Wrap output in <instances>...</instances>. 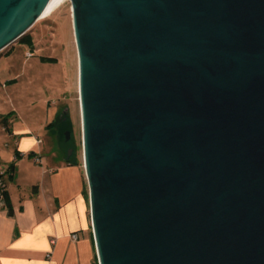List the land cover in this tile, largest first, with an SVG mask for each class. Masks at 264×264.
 Segmentation results:
<instances>
[{"label": "water", "instance_id": "obj_1", "mask_svg": "<svg viewBox=\"0 0 264 264\" xmlns=\"http://www.w3.org/2000/svg\"><path fill=\"white\" fill-rule=\"evenodd\" d=\"M68 1L98 264H264V0Z\"/></svg>", "mask_w": 264, "mask_h": 264}, {"label": "rangeland", "instance_id": "obj_2", "mask_svg": "<svg viewBox=\"0 0 264 264\" xmlns=\"http://www.w3.org/2000/svg\"><path fill=\"white\" fill-rule=\"evenodd\" d=\"M26 35L27 40L0 52V175L16 197L36 184L49 189V173L66 158L68 147L82 169L77 55L69 1L49 18L37 21ZM61 115L63 126H69V144L55 134ZM23 139H31L33 147L25 151ZM10 164L15 170L12 181L6 173Z\"/></svg>", "mask_w": 264, "mask_h": 264}, {"label": "crops", "instance_id": "obj_3", "mask_svg": "<svg viewBox=\"0 0 264 264\" xmlns=\"http://www.w3.org/2000/svg\"><path fill=\"white\" fill-rule=\"evenodd\" d=\"M55 167L49 189L36 184L16 197L5 183L11 214L0 200V264H97L83 170L63 157Z\"/></svg>", "mask_w": 264, "mask_h": 264}, {"label": "trees", "instance_id": "obj_4", "mask_svg": "<svg viewBox=\"0 0 264 264\" xmlns=\"http://www.w3.org/2000/svg\"><path fill=\"white\" fill-rule=\"evenodd\" d=\"M27 37L28 35H24L22 38H20L18 42H22V41H25L27 40ZM65 116L64 115H61L57 120H56V128H55V134L58 136V138H61L62 136V129L61 128H68L69 129V126L65 127L63 126V123H64V119ZM62 131V133H61ZM61 133V134H60ZM65 162L68 166H78V163L73 160L71 157H68V158H65ZM14 172V165L13 164H10L9 167L7 168L6 170V173L8 174V178L9 180H12V173ZM5 183L2 181V175H0V189H1V195H0V200L3 202L4 206L7 208V211H8V214L10 215L11 214V208H10V202H9V198H8V194L5 190ZM84 194L87 196V192H86V189L83 191Z\"/></svg>", "mask_w": 264, "mask_h": 264}, {"label": "bare ground", "instance_id": "obj_5", "mask_svg": "<svg viewBox=\"0 0 264 264\" xmlns=\"http://www.w3.org/2000/svg\"><path fill=\"white\" fill-rule=\"evenodd\" d=\"M66 2H68V0H50L38 21L49 18Z\"/></svg>", "mask_w": 264, "mask_h": 264}, {"label": "flooded vegetation", "instance_id": "obj_6", "mask_svg": "<svg viewBox=\"0 0 264 264\" xmlns=\"http://www.w3.org/2000/svg\"><path fill=\"white\" fill-rule=\"evenodd\" d=\"M61 138L64 139L65 142L64 144H69V135L67 133V128L63 131ZM71 151H72L71 147H68V149H66L64 154L66 158L70 157Z\"/></svg>", "mask_w": 264, "mask_h": 264}, {"label": "built area", "instance_id": "obj_7", "mask_svg": "<svg viewBox=\"0 0 264 264\" xmlns=\"http://www.w3.org/2000/svg\"><path fill=\"white\" fill-rule=\"evenodd\" d=\"M35 163H36V164H39V160L36 159V160H35ZM0 195H1V189H0ZM72 238L75 239V235H72Z\"/></svg>", "mask_w": 264, "mask_h": 264}]
</instances>
